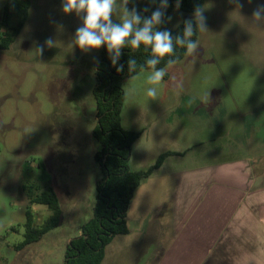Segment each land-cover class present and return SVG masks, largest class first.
<instances>
[{"label": "rangeland", "instance_id": "obj_1", "mask_svg": "<svg viewBox=\"0 0 264 264\" xmlns=\"http://www.w3.org/2000/svg\"><path fill=\"white\" fill-rule=\"evenodd\" d=\"M5 1L0 0V21ZM31 1L21 35L10 49H0V264H66L68 239L81 220L92 217L97 200L100 167L95 155L100 144L93 136L98 119L93 90L104 46L87 53L73 46L83 13L64 14L62 0ZM200 1L208 31L200 33L194 56L165 67L156 99L146 95L151 71L124 84V124L153 122L147 128L152 139L146 141V136L132 148V168H148L165 152L185 155L170 158L164 173L205 165L213 160L216 122L238 124L239 114L264 107V24L251 25L253 11L264 0H240L239 10L230 0ZM192 16L176 7L163 25L176 29ZM112 19L119 22L117 15ZM49 37L55 46H45L39 55L38 46ZM168 115L173 117L170 124ZM219 134L216 146L225 155L227 134ZM26 182L53 186L66 213L77 220L63 223L18 254L13 247L24 237L8 231L13 226L24 232ZM33 211L49 213L43 205Z\"/></svg>", "mask_w": 264, "mask_h": 264}, {"label": "crops", "instance_id": "obj_2", "mask_svg": "<svg viewBox=\"0 0 264 264\" xmlns=\"http://www.w3.org/2000/svg\"><path fill=\"white\" fill-rule=\"evenodd\" d=\"M238 116V124L221 126L218 121L213 125L211 162L195 169L164 173L170 158L185 155L176 153L139 187L127 215L129 233L112 240L102 264H264V107L251 108ZM172 118L168 115L166 122L170 124ZM122 124L128 131L141 133L135 145L146 136V141L152 139L151 129L147 128L153 122L126 126L122 119ZM221 131L227 134L225 155L216 146ZM132 160L131 154L132 171L150 167L132 168ZM26 183L22 189L28 206ZM59 200L62 225H74L77 217L68 215L60 197ZM33 213L36 226L51 214ZM41 216L43 223L39 224ZM86 222L81 220L75 226L76 234L68 242L81 235ZM16 234L23 236L24 232ZM40 242L21 251L13 249L21 254Z\"/></svg>", "mask_w": 264, "mask_h": 264}, {"label": "trees", "instance_id": "obj_3", "mask_svg": "<svg viewBox=\"0 0 264 264\" xmlns=\"http://www.w3.org/2000/svg\"><path fill=\"white\" fill-rule=\"evenodd\" d=\"M160 0H130L128 8L133 7L145 17L151 15ZM169 6L165 9V19L176 8V0H168ZM201 6L200 0H181L180 9L193 14L194 8ZM32 7L31 0H6L3 6L0 30L3 36L0 49L8 50L16 42L25 28ZM144 9H148L147 12ZM16 21L15 24L13 22ZM184 23L178 28L171 29L161 25V30H171L173 36L182 34ZM200 33L193 37L199 40ZM183 48H176L173 57H165L158 68L167 67L169 58L177 62L182 61L187 55ZM119 64L124 65L123 72H117L113 66L106 47H103L102 59L96 66V85L93 95L96 100L97 127L93 132L94 138L100 144V149L95 155V160L100 167V176L96 182L97 200L93 208V216L81 229V235L71 241L66 251V264H102L105 258L106 247L119 235H127V215L131 203L139 187L146 182L156 171L164 165L165 161L176 155L174 152L161 154L156 162L148 169L132 171L130 160L132 148L141 133L128 131L122 125V110L125 100V82L144 71H151L146 61L151 56L150 49L141 45L139 49H122ZM134 59L137 63L135 72L128 71L127 61ZM176 62V63H177ZM143 68V70H141ZM24 190L29 200L24 224V240L15 245L16 251H21L27 246L41 241L50 231L58 228L63 212L56 191L51 186H41L26 183ZM46 206L51 213L41 226H36L32 206ZM17 233L16 227H11L9 233Z\"/></svg>", "mask_w": 264, "mask_h": 264}, {"label": "clouds", "instance_id": "obj_4", "mask_svg": "<svg viewBox=\"0 0 264 264\" xmlns=\"http://www.w3.org/2000/svg\"><path fill=\"white\" fill-rule=\"evenodd\" d=\"M130 0H62V12L64 14L75 13L82 16V25L76 29L73 46L87 53L93 49L106 47L113 66H117L122 56V49L131 48L137 50L141 45L150 49L151 56L146 65L151 72L147 77V83L151 85L146 89V95L153 100L158 95V86L163 82L167 74L166 68H158L165 57H173L176 48L186 50L185 54L194 56L199 48V43L193 37L197 33L208 31L205 9L196 6L191 19L185 20L182 34L173 36L171 30H161V25L166 23L165 9L169 6L168 0H160L159 7L152 11L148 17L142 16L136 8L129 9ZM251 2V0H249ZM236 9L243 7L240 0H230ZM181 0H176L179 8ZM145 12L148 9H144ZM113 15H117L119 22H113ZM171 21V17H167ZM264 24V4H260L252 13L251 25L256 27ZM45 46H55V41L49 37L43 45H39L37 52L41 55ZM175 59L167 60V67L176 64ZM128 71L135 72L137 63L134 59L127 61ZM143 70V68L141 69ZM117 72L124 71V65L116 67ZM208 101V96L205 97Z\"/></svg>", "mask_w": 264, "mask_h": 264}, {"label": "water", "instance_id": "obj_5", "mask_svg": "<svg viewBox=\"0 0 264 264\" xmlns=\"http://www.w3.org/2000/svg\"><path fill=\"white\" fill-rule=\"evenodd\" d=\"M62 221H63V217L61 216V217H60L59 225H62Z\"/></svg>", "mask_w": 264, "mask_h": 264}, {"label": "built area", "instance_id": "obj_6", "mask_svg": "<svg viewBox=\"0 0 264 264\" xmlns=\"http://www.w3.org/2000/svg\"><path fill=\"white\" fill-rule=\"evenodd\" d=\"M0 38H1V35H0Z\"/></svg>", "mask_w": 264, "mask_h": 264}]
</instances>
